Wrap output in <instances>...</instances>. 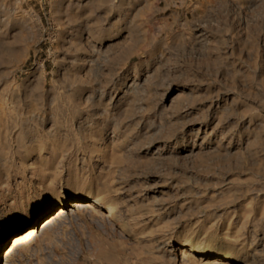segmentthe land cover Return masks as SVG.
I'll return each mask as SVG.
<instances>
[{"label": "rangeland", "instance_id": "rangeland-1", "mask_svg": "<svg viewBox=\"0 0 264 264\" xmlns=\"http://www.w3.org/2000/svg\"><path fill=\"white\" fill-rule=\"evenodd\" d=\"M0 264H264V0H0Z\"/></svg>", "mask_w": 264, "mask_h": 264}, {"label": "bare ground", "instance_id": "bare-ground-1", "mask_svg": "<svg viewBox=\"0 0 264 264\" xmlns=\"http://www.w3.org/2000/svg\"><path fill=\"white\" fill-rule=\"evenodd\" d=\"M83 205V206H82ZM80 204V203H73V207H91L92 206V203L91 202H88V203H85V204ZM85 205V206H84ZM68 212L67 211H64L63 209H60L52 218L48 219L44 224V226H49V225H52L54 224L60 217H62L63 215H65L66 213ZM105 218H109L110 215H105L104 216ZM36 229L35 228H31V229H28L26 232H24L23 234L15 237V239L12 241V245H13V248H16L19 244L21 243H24V242H27L28 240H32L36 237ZM12 251V250H11ZM11 251H9L6 255V258L8 257H11L9 253H11Z\"/></svg>", "mask_w": 264, "mask_h": 264}]
</instances>
